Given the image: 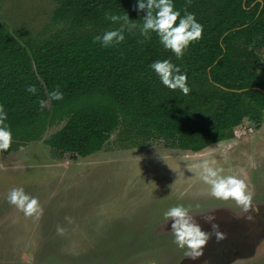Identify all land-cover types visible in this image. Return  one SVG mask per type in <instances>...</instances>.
Wrapping results in <instances>:
<instances>
[{"label": "trees", "instance_id": "1", "mask_svg": "<svg viewBox=\"0 0 264 264\" xmlns=\"http://www.w3.org/2000/svg\"><path fill=\"white\" fill-rule=\"evenodd\" d=\"M57 1L53 19L67 24L65 33L23 43L0 22V105L13 134L6 153L43 139L53 157H84L100 151L116 131L124 148L162 141L199 152L229 138L245 119L255 129L262 126L264 0H174L181 15L188 5L204 26L203 39L182 59L155 33L145 40L138 28L114 47L94 42L120 26L106 13L128 14L141 25L146 12L137 10L138 0ZM157 59H170L187 73V96L160 82L150 67ZM57 87L63 99L41 110L39 101Z\"/></svg>", "mask_w": 264, "mask_h": 264}, {"label": "rangeland", "instance_id": "2", "mask_svg": "<svg viewBox=\"0 0 264 264\" xmlns=\"http://www.w3.org/2000/svg\"><path fill=\"white\" fill-rule=\"evenodd\" d=\"M57 6V0H0V22L23 43L45 39L67 31L53 19ZM259 53L264 74V47ZM64 123L49 127L44 138ZM50 147L42 139L0 153V264H264V120L255 129L245 119L229 138L199 152L162 141L124 148L117 131L84 157H53ZM204 159L255 187L254 220L234 201L208 194L199 167ZM21 186L39 198L41 219L8 203L9 190ZM178 204L191 206L206 231L211 226L203 217L214 215L227 239L217 243L213 236L201 257L184 258L173 243L172 221L163 216Z\"/></svg>", "mask_w": 264, "mask_h": 264}, {"label": "clouds", "instance_id": "3", "mask_svg": "<svg viewBox=\"0 0 264 264\" xmlns=\"http://www.w3.org/2000/svg\"><path fill=\"white\" fill-rule=\"evenodd\" d=\"M190 3L191 0H188V4ZM187 6L185 5L184 14L181 15V11L175 7L174 0H138L137 10L146 12L141 25L130 19L128 14L106 13L108 20L120 26L106 31L102 36L94 37V42H99L105 48L114 47L125 41L126 31L133 32L138 28L145 40L151 39V34L155 33L166 50L171 51L177 59H182L190 45L203 39L204 33V26L196 20L194 13L187 11ZM150 67L166 88L172 91L180 90L185 96L190 93L187 73L182 72L181 67L170 59H157ZM26 90L33 95L37 93L35 85H29ZM62 99L63 93L57 87L49 93L48 100L39 101V107L43 110L50 107L51 100ZM7 118L8 114L4 106L0 105V153L9 150L13 143L10 125L6 123ZM199 167L201 179L209 186L208 194L211 197L221 201H234L236 206L247 213L244 217L246 220H254L253 213L258 214L260 209L253 203L255 187L246 177L235 174L225 175L223 168L213 167L207 159L202 160ZM7 200L25 217L36 220L43 217L44 208L39 198L27 193L22 186L11 188ZM163 216L165 220L172 221L173 243L183 250L184 258L197 260L201 257L213 236L217 243L227 239L226 233L220 231L219 224L215 222L214 215L203 217L211 226V231H206L192 215L191 206L183 204L172 206L163 213ZM65 219L72 223L71 217ZM56 231L58 235H64L66 229L58 225Z\"/></svg>", "mask_w": 264, "mask_h": 264}, {"label": "crops", "instance_id": "4", "mask_svg": "<svg viewBox=\"0 0 264 264\" xmlns=\"http://www.w3.org/2000/svg\"><path fill=\"white\" fill-rule=\"evenodd\" d=\"M239 257H243V258H246V257H245L244 255H243V256H241V255H240ZM237 258H238V256L236 257V259H237ZM236 259H234V260H236Z\"/></svg>", "mask_w": 264, "mask_h": 264}]
</instances>
